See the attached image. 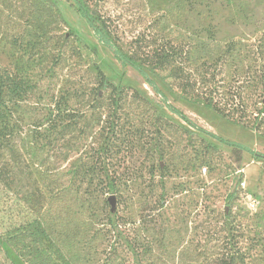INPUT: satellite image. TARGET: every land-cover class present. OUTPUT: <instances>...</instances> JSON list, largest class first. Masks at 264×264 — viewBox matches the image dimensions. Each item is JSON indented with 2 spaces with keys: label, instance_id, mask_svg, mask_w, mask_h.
I'll return each instance as SVG.
<instances>
[{
  "label": "rangeland",
  "instance_id": "374dc122",
  "mask_svg": "<svg viewBox=\"0 0 264 264\" xmlns=\"http://www.w3.org/2000/svg\"><path fill=\"white\" fill-rule=\"evenodd\" d=\"M49 4L61 19L47 29L50 38L27 17L35 12L41 22ZM87 5L109 19L124 43L151 25L152 37L264 44V0H88ZM24 18L28 21H19ZM0 69L27 85L18 102L24 121L14 125L11 171L0 174V264H33L34 259L38 264H135L123 239L135 247L140 264H203L204 256L221 251L222 239H264V160L197 132L172 114L137 72L122 68L97 41L73 0H0ZM96 69L108 83L139 92L156 108L143 142L152 137L158 115L172 127L162 160L148 152V144L108 160L110 175L133 178L131 186L114 194L112 214L124 221L119 235L110 231L112 193L104 188L92 151L99 130L95 96H108L97 88ZM161 74L169 82L167 72ZM150 77L195 125L264 155V138L179 100L159 77ZM200 149L206 150L202 166L194 163ZM6 161L0 153V166ZM231 192L235 199L228 202ZM228 213L229 237L223 230ZM57 216L73 225L71 240L63 244L47 232ZM32 229L39 232L34 254L26 247Z\"/></svg>",
  "mask_w": 264,
  "mask_h": 264
},
{
  "label": "trees",
  "instance_id": "16d2710c",
  "mask_svg": "<svg viewBox=\"0 0 264 264\" xmlns=\"http://www.w3.org/2000/svg\"><path fill=\"white\" fill-rule=\"evenodd\" d=\"M73 1L78 7L79 14L91 27L97 41L111 52L122 68L129 67L137 72L153 92L162 98L164 106L172 114L193 130L218 140L232 149L247 152L255 159L264 160L263 154L233 142L223 141L215 134L195 125L179 108L168 101L150 77V75L159 77L162 82L175 90L179 100L201 106L228 122L264 138V44L261 40L244 43L233 39L216 41L213 38L200 39L193 36H185L183 40L164 36L158 38L155 35L151 36V31L156 29L149 25L143 30L144 32L140 31L132 36L128 43H124L121 42L122 37L111 29L109 19L102 18L87 7L88 0ZM45 9V12L42 11L44 19L41 22L35 20L42 18L35 12L30 11L27 16L34 20L31 26L40 27L39 30L43 33H47V29L52 28L53 21L57 22V18L60 19L51 4ZM22 20L28 21L26 18L19 21ZM46 22H50L49 25ZM47 35L50 38L51 35L49 33ZM60 45L63 43L60 42ZM164 71L167 72L169 82H166V78L161 74ZM96 73L99 92L104 90L108 92V96L107 100L103 96L99 97V93L95 96L96 102L94 101L93 108L98 111L99 130L92 151L99 170H103L104 188L107 193H112L111 196H114L116 202L114 194H119L120 186L124 188L131 186L133 178L124 175L120 179L110 175L108 160L113 154L122 156L126 152L142 149L145 144H148V152L150 151L153 156L157 154V159L162 160L168 143L165 134L172 127L158 115L152 120L154 126L152 137L143 142L145 126L151 121L150 113L155 115L156 108L139 92L135 90L130 92L125 87L114 86L104 79L101 71L96 69ZM26 89L27 85L22 79H17L9 71L0 69V153L7 155L6 163L0 166V174H9L11 171L9 162L12 157L11 141L15 134L14 125L24 121V115L19 112L18 102ZM184 132L191 139L192 133L186 129ZM205 157L206 150L196 151L194 163L200 166L206 164ZM162 165V162L158 163L159 172H163ZM8 183L9 179L6 184ZM37 192L41 195L39 190ZM234 199L233 192L226 197L228 202H233ZM113 211L110 205L108 219L110 231L119 235L118 227L120 224L124 225V221L122 217L112 214ZM47 228L48 235L58 244L70 241L74 232L72 222L60 216L54 217ZM223 230L228 237L232 236L233 225L229 213L225 215ZM38 233L37 229H32L28 234L26 247L30 245L28 251L32 254L37 251L34 239H37ZM123 241L135 264H140L135 247L125 239ZM220 248L221 251L215 257L204 256L203 264H264V239H222ZM255 248L260 250L257 251ZM32 254L28 255L32 257ZM35 260L33 264H38Z\"/></svg>",
  "mask_w": 264,
  "mask_h": 264
},
{
  "label": "water",
  "instance_id": "95a60500",
  "mask_svg": "<svg viewBox=\"0 0 264 264\" xmlns=\"http://www.w3.org/2000/svg\"><path fill=\"white\" fill-rule=\"evenodd\" d=\"M108 203L111 205L112 210H114V208H115V198H114V196H110L108 198Z\"/></svg>",
  "mask_w": 264,
  "mask_h": 264
},
{
  "label": "built area",
  "instance_id": "2783aa9c",
  "mask_svg": "<svg viewBox=\"0 0 264 264\" xmlns=\"http://www.w3.org/2000/svg\"><path fill=\"white\" fill-rule=\"evenodd\" d=\"M205 172H206V169L204 168V169H203V174H205ZM250 208H251V209L254 208V203H251V204H250Z\"/></svg>",
  "mask_w": 264,
  "mask_h": 264
}]
</instances>
